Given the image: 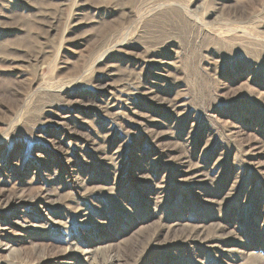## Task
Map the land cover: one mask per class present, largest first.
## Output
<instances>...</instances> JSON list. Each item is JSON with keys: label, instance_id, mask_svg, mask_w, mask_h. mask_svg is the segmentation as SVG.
I'll use <instances>...</instances> for the list:
<instances>
[{"label": "rangeland", "instance_id": "rangeland-1", "mask_svg": "<svg viewBox=\"0 0 264 264\" xmlns=\"http://www.w3.org/2000/svg\"><path fill=\"white\" fill-rule=\"evenodd\" d=\"M0 195V264H264V0H0Z\"/></svg>", "mask_w": 264, "mask_h": 264}, {"label": "bare ground", "instance_id": "bare-ground-1", "mask_svg": "<svg viewBox=\"0 0 264 264\" xmlns=\"http://www.w3.org/2000/svg\"><path fill=\"white\" fill-rule=\"evenodd\" d=\"M164 6V5H163ZM159 9V8H158ZM122 47V46H121ZM100 59V58H99ZM99 62H102V60H100ZM153 63H154V61H152ZM161 65V64H160ZM164 69V68H163ZM68 89V88H67ZM65 90V89H64ZM65 94V93H64ZM147 95H150V94H153V91H150V92H148V93H146ZM165 101H167V100H165ZM169 102V101H168ZM169 104H170V102H169ZM170 106V105H169ZM171 106L173 107V110H177V109H180V108H183L185 105L180 101V102H178V101H175V102H173L172 104H171ZM171 129V128H170ZM189 169H191V168H189ZM191 170H196V169H191ZM196 173H197V175L198 176H202L201 175V173H200V171H195ZM4 190V189H3ZM8 191V190H7ZM2 193H4V192H2ZM7 196V195H6ZM6 196H3V195H0V202L1 203H4L7 199H6ZM10 196V195H9ZM13 197V196H12ZM19 198V197H18ZM26 201V200H25ZM9 203V202H8ZM8 203H6V204H8ZM13 204H14V202H13ZM15 207V206H14ZM0 230H2V229H0ZM1 233V232H0ZM91 254V252H87L86 254ZM96 255L95 256H92V258H94V260H95V262H96ZM91 258V259H92ZM113 262H114V260L113 259H107V258H105V257H103V260H102V263L103 264H113Z\"/></svg>", "mask_w": 264, "mask_h": 264}]
</instances>
